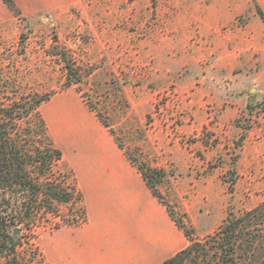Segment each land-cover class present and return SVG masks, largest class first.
<instances>
[{"label": "rangeland", "instance_id": "obj_1", "mask_svg": "<svg viewBox=\"0 0 264 264\" xmlns=\"http://www.w3.org/2000/svg\"><path fill=\"white\" fill-rule=\"evenodd\" d=\"M13 1L12 11L1 1L0 103L44 98L39 112L62 152L56 174L77 195L18 230L17 263L52 264L46 239L84 220L76 164L98 158V146L66 131H95L137 171H164L151 179L155 199L199 238L264 199V51L214 45L262 19L256 0L228 22L232 0Z\"/></svg>", "mask_w": 264, "mask_h": 264}, {"label": "trees", "instance_id": "obj_2", "mask_svg": "<svg viewBox=\"0 0 264 264\" xmlns=\"http://www.w3.org/2000/svg\"><path fill=\"white\" fill-rule=\"evenodd\" d=\"M1 1L9 10H15L13 0ZM258 13L264 21L260 8ZM80 80V75L69 76V82ZM43 100L38 95H19L11 103H0V258L3 264H19L14 257L19 240L15 229L21 231L33 225L36 213L41 217L50 212L56 214L58 204L69 203L77 197L56 174L62 152L49 137L39 112ZM246 109L253 111L249 103ZM138 170L157 197L151 179L161 180L165 172L150 169L153 175L149 176L142 166ZM167 212L187 242L159 264H264V199L239 215L228 212L215 230L200 238L182 217L169 209Z\"/></svg>", "mask_w": 264, "mask_h": 264}, {"label": "crops", "instance_id": "obj_3", "mask_svg": "<svg viewBox=\"0 0 264 264\" xmlns=\"http://www.w3.org/2000/svg\"><path fill=\"white\" fill-rule=\"evenodd\" d=\"M232 2L236 10L226 15L225 22L250 5L247 0ZM256 2L264 13V0ZM1 10L0 1V15ZM252 17L245 27H234L223 44L214 40L215 50L238 56L264 51V22L254 14ZM221 19L217 21L225 23V18ZM66 132L76 136L81 146L93 141L98 158L76 164L85 217L82 222L58 228L46 239L45 252L51 263L159 264L179 251L185 245L183 231L132 163L95 131Z\"/></svg>", "mask_w": 264, "mask_h": 264}, {"label": "water", "instance_id": "obj_4", "mask_svg": "<svg viewBox=\"0 0 264 264\" xmlns=\"http://www.w3.org/2000/svg\"><path fill=\"white\" fill-rule=\"evenodd\" d=\"M18 233V229H15V234Z\"/></svg>", "mask_w": 264, "mask_h": 264}]
</instances>
